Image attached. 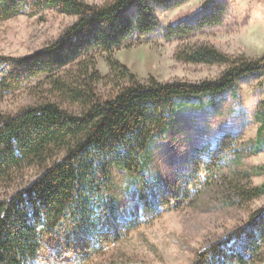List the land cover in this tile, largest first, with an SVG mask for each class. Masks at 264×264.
<instances>
[{"label":"trees","instance_id":"obj_1","mask_svg":"<svg viewBox=\"0 0 264 264\" xmlns=\"http://www.w3.org/2000/svg\"><path fill=\"white\" fill-rule=\"evenodd\" d=\"M182 1L109 0L96 5L84 0H0V20L20 14L36 16L44 10L75 17L55 41L41 49L20 57L0 55V91L9 92L46 76L65 99L82 109L70 112L55 99H44L14 112L0 111V178L24 164L40 169L32 183L0 200V264H116L91 262L96 251L110 248L126 230L138 226L131 208L128 216L121 217L111 165L125 173L122 189L136 190L142 217L147 219L156 208L168 209L160 178L148 179L145 169L151 147L167 129L170 116L183 109L188 98L210 95L213 102L215 94L232 87L237 79L262 70L259 62L240 58L231 61L216 80L141 83L112 60V52L130 36L142 37L158 27L157 8L169 9ZM219 21L220 14H211L199 27ZM185 32L175 25L168 27L166 35ZM92 51L105 53L111 70L128 79L108 98L96 93L91 79L78 87L53 76ZM197 57L230 59L210 47L198 51ZM91 77L92 73L85 76ZM263 145L264 138L255 150ZM217 169L204 164L200 172L210 178ZM252 172L264 174V166ZM150 185L155 187L156 201L150 199ZM241 194L248 200L264 194V182ZM262 212L264 207L249 225ZM229 242L227 238L197 252L192 264H249L243 254L228 247Z\"/></svg>","mask_w":264,"mask_h":264},{"label":"rangeland","instance_id":"obj_2","mask_svg":"<svg viewBox=\"0 0 264 264\" xmlns=\"http://www.w3.org/2000/svg\"><path fill=\"white\" fill-rule=\"evenodd\" d=\"M84 1L102 5L109 0ZM155 13L157 28L142 37L130 36L111 55L141 83L216 80L231 61L240 58L259 62L262 70L237 79L232 87L215 94L213 102L210 95L190 97L183 109L170 116L167 129L151 147L145 169L148 179L160 178L167 210L156 208L147 219L142 217L136 190L125 192L124 171L110 166L121 217L128 216L131 208L138 226L126 230L110 248L96 251L91 262L192 264L197 252L230 238L228 247L243 254L249 264H264V212L249 225L264 207V194L250 200L241 194L264 182L263 173L252 172L264 166V145L255 150L264 138V0H184L169 9L157 8ZM211 14H220V21L199 27ZM74 20L56 10L0 20V55L33 53L55 41ZM175 25L187 32L167 36L168 27ZM204 47L230 59L200 60L197 52ZM107 58L92 51L53 76L78 87L91 79L96 93L108 98L128 79L112 71ZM90 73L92 77L85 78ZM44 99H55L70 112L82 110L79 103L65 99L49 77L39 76L17 89L0 91V111L14 112ZM204 164L217 166L216 174L207 178L200 172ZM39 173L38 167L28 164L13 168L0 178V200L28 186ZM149 189L150 199L156 201L155 187Z\"/></svg>","mask_w":264,"mask_h":264}]
</instances>
